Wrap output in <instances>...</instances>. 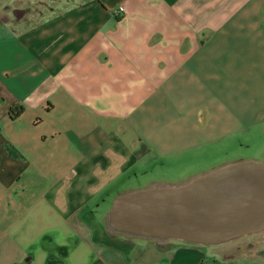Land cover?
<instances>
[{"label":"crops","instance_id":"0c3cea01","mask_svg":"<svg viewBox=\"0 0 264 264\" xmlns=\"http://www.w3.org/2000/svg\"><path fill=\"white\" fill-rule=\"evenodd\" d=\"M22 2L0 23V264H264V229L110 224L121 194L232 159L140 187L130 170L264 122V0Z\"/></svg>","mask_w":264,"mask_h":264},{"label":"water","instance_id":"95a60500","mask_svg":"<svg viewBox=\"0 0 264 264\" xmlns=\"http://www.w3.org/2000/svg\"><path fill=\"white\" fill-rule=\"evenodd\" d=\"M115 230L218 244L264 229V160L229 161L188 181L118 196Z\"/></svg>","mask_w":264,"mask_h":264},{"label":"rangeland","instance_id":"374dc122","mask_svg":"<svg viewBox=\"0 0 264 264\" xmlns=\"http://www.w3.org/2000/svg\"><path fill=\"white\" fill-rule=\"evenodd\" d=\"M23 9L27 10V5L22 0H0V23H6V20H10ZM230 158L231 161L264 160V122L257 123L226 141L200 146L179 157L153 159L146 166H137L130 170L123 179L128 186L136 187L146 186L152 181L173 183L188 179L202 168Z\"/></svg>","mask_w":264,"mask_h":264},{"label":"built area","instance_id":"2783aa9c","mask_svg":"<svg viewBox=\"0 0 264 264\" xmlns=\"http://www.w3.org/2000/svg\"><path fill=\"white\" fill-rule=\"evenodd\" d=\"M212 264H218V262L216 261V262H214V263H212Z\"/></svg>","mask_w":264,"mask_h":264}]
</instances>
